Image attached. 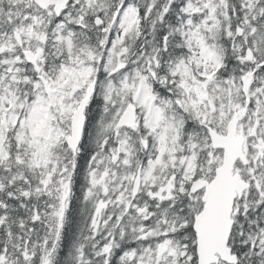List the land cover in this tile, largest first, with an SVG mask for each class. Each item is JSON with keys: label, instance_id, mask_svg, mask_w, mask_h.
Segmentation results:
<instances>
[{"label": "snow or ice", "instance_id": "6c2138e0", "mask_svg": "<svg viewBox=\"0 0 264 264\" xmlns=\"http://www.w3.org/2000/svg\"><path fill=\"white\" fill-rule=\"evenodd\" d=\"M0 264H264V0H0Z\"/></svg>", "mask_w": 264, "mask_h": 264}]
</instances>
